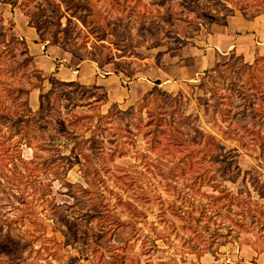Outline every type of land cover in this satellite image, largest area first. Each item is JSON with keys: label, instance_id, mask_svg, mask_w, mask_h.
Returning <instances> with one entry per match:
<instances>
[{"label": "rangeland", "instance_id": "1", "mask_svg": "<svg viewBox=\"0 0 264 264\" xmlns=\"http://www.w3.org/2000/svg\"><path fill=\"white\" fill-rule=\"evenodd\" d=\"M26 11L47 48L29 39L22 68ZM236 18L262 21L264 0H0V101L12 108L0 121V264H257L264 118L238 112L234 58L264 48L203 69L188 51ZM257 66L252 92L264 89ZM15 110L31 121L13 123ZM224 186L249 200L228 209L208 196ZM21 237L31 242L15 254Z\"/></svg>", "mask_w": 264, "mask_h": 264}, {"label": "trees", "instance_id": "2", "mask_svg": "<svg viewBox=\"0 0 264 264\" xmlns=\"http://www.w3.org/2000/svg\"><path fill=\"white\" fill-rule=\"evenodd\" d=\"M26 14L28 16H30L29 17L30 18L29 22L31 23L30 25L35 28V31L38 34L39 38L43 41L44 40V37H43L44 30L42 28V23L38 20L37 17H34L35 14H32L29 11H26ZM199 27H200V25L198 23H193V25L191 27L192 31H190V33H188L184 36L185 37H192L193 34L198 31ZM98 39L100 40V39H102V37L98 38ZM1 40L3 42H5L4 39H1ZM21 43L23 44V47H24L22 54L26 56V59L24 62L18 64V67L21 66L22 68H25L26 65L32 60V57L29 55V51H28L25 39L22 38ZM153 46H155V45L153 44ZM140 58H142V57H140ZM240 58H241L240 56H237L236 58H234L235 62L240 63L239 64L240 65L239 72L243 73V74L245 73V76H244L245 80L242 82V89L243 90L238 89L237 95H236L240 98V101H239V103H236V106H241V108L239 109L238 112L242 113L243 116L249 115L251 118L259 117V116H262L264 118V109L262 108V106H260V104L258 106L254 105L256 101H260V100H262V98H264V89H260V88L256 87L255 88L256 90L254 92H252V91H250V87H245V89L243 87V86H247V84H249V82H252L254 80L253 76L257 75V72L259 71L257 68L258 67L257 65H258L260 60L264 61V58H257V59H255V61L253 63L243 62L241 60L242 58L241 59ZM104 62L105 63L111 62V57H109ZM226 62L227 61L222 63V65H226L229 68L233 66V62L231 60L228 63H226ZM114 66H115V68L120 67L118 62H114ZM217 69H219L218 66L215 67V70H217ZM205 71H206V69H205ZM62 84L70 85V84H72V82L70 81V82H65ZM231 85H232V88H234V89L236 88L235 81H232ZM252 86H255V85L252 84ZM212 91H214V88L212 89ZM257 93H258V96L256 98L259 100H255V95ZM21 105L24 106L25 103H21ZM39 108H40V110H42V104L39 106ZM11 111H12V108L5 107V105H3L0 101V121L4 118H7L6 114H8V112H11ZM27 111H30V109L28 108ZM15 115H16V117H15L13 123L18 122V123L24 124L23 126H25V123H28L31 121L30 116L24 117V116L19 114L18 110H15ZM202 135L203 134H201V136ZM175 140H176L175 138H172V139H169V142L172 143V141H174L173 144L179 146L181 144V141L177 142V140L176 141ZM205 143H207L209 146H213L216 148L219 147V143L217 142V140H215V138L212 135H205ZM211 156H213V154ZM223 171H224V173L229 171V165H228V167H224ZM246 174H249V173L245 171L244 177ZM235 175L237 176L238 173H236ZM235 175H234V177H235ZM233 179H235V178H233ZM233 179H232V181H234ZM252 179H253V181H251V184H255L253 186L254 190L256 191L257 195L260 198L264 199V182L261 181L256 176H254ZM244 183L246 185V180H244V178H242L243 186H244ZM208 196L211 197L212 200L224 199L225 202L223 203V205L226 206L228 209L231 208L232 205H236V206L242 208L247 203V200H249L250 192L247 189L244 191L240 188H238L237 191L234 192L231 189H229L228 187L224 186L221 189H219V195H212L211 194ZM238 214H242V213H238ZM30 242H31V239H26L24 241V238L21 237L20 240L13 247V251L15 250L14 253L19 254V252L22 251L28 244H30Z\"/></svg>", "mask_w": 264, "mask_h": 264}, {"label": "crops", "instance_id": "3", "mask_svg": "<svg viewBox=\"0 0 264 264\" xmlns=\"http://www.w3.org/2000/svg\"><path fill=\"white\" fill-rule=\"evenodd\" d=\"M231 18H233V16ZM242 20L243 23L240 27L236 25L237 21H240L238 18L226 19L222 23H215V25H212L213 29L207 37V42L204 47H189L190 64H195L198 68L203 69L215 65V63L220 61L228 53L233 52L242 54L246 60H248V58H250V51H247L248 47L263 46L264 48V19L262 21ZM36 34L35 29L29 26L27 19H25L20 37L22 36L25 39L28 51H32L29 39L32 41L31 43L34 47L37 46V48L33 50L45 51L47 48L46 45L37 41ZM198 54L201 55L199 58H197ZM62 60L64 61V59ZM57 61L60 62L61 59ZM155 79L161 80L162 77L157 76ZM253 256L257 264H264V251L254 253Z\"/></svg>", "mask_w": 264, "mask_h": 264}]
</instances>
